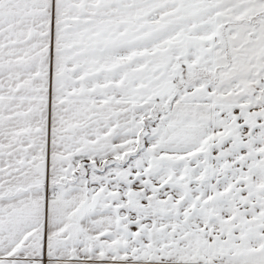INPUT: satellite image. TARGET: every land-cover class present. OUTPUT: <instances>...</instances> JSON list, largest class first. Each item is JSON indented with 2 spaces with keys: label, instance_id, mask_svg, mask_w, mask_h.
Returning a JSON list of instances; mask_svg holds the SVG:
<instances>
[{
  "label": "snow or ice",
  "instance_id": "6c2138e0",
  "mask_svg": "<svg viewBox=\"0 0 264 264\" xmlns=\"http://www.w3.org/2000/svg\"><path fill=\"white\" fill-rule=\"evenodd\" d=\"M0 264H264V0H0Z\"/></svg>",
  "mask_w": 264,
  "mask_h": 264
}]
</instances>
